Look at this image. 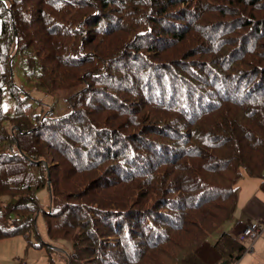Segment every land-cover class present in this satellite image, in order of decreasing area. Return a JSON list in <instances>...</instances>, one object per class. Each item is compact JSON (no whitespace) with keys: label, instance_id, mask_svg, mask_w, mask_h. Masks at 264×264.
Wrapping results in <instances>:
<instances>
[{"label":"trees","instance_id":"obj_1","mask_svg":"<svg viewBox=\"0 0 264 264\" xmlns=\"http://www.w3.org/2000/svg\"><path fill=\"white\" fill-rule=\"evenodd\" d=\"M243 169L264 189V0H0V238L38 211L67 264H237Z\"/></svg>","mask_w":264,"mask_h":264},{"label":"rangeland","instance_id":"obj_2","mask_svg":"<svg viewBox=\"0 0 264 264\" xmlns=\"http://www.w3.org/2000/svg\"><path fill=\"white\" fill-rule=\"evenodd\" d=\"M15 79L18 83L20 82L16 72ZM28 85L29 83H25V88H28ZM71 92L72 89H63L47 94L34 91L30 88V93L33 95V97L31 96L32 98H30L32 103H26L25 110L32 113L33 111H38L40 106H43L42 109L45 110L43 116L47 113L50 114L52 111L56 113H64L67 111V105H69L68 96ZM2 106L6 112L11 110L12 102L9 97H5L3 99ZM7 126L9 127L10 132L14 128V126L10 125V123H8ZM47 160L49 162L45 161L46 165L50 168L53 164V162H51V157L47 158ZM242 171L243 176H247L244 169ZM250 177L253 179L257 178L255 176ZM245 180L246 179H244V177H241L238 185L240 184V187H242L244 182H246ZM38 197L43 208L47 206L51 199L50 192L46 188L38 191ZM233 217L235 219L240 218L243 220L244 217L241 215V209L239 206L237 207ZM233 217L220 226L215 233L210 235V240H214L222 229H229L232 224ZM34 218H36V232L34 234H31L28 237L23 234H14L0 238V264H67L66 254L70 250L69 243L60 240H50L46 233L42 214L37 211L34 214Z\"/></svg>","mask_w":264,"mask_h":264},{"label":"crops","instance_id":"obj_3","mask_svg":"<svg viewBox=\"0 0 264 264\" xmlns=\"http://www.w3.org/2000/svg\"><path fill=\"white\" fill-rule=\"evenodd\" d=\"M242 177L246 179V182L242 187L238 185L237 207H240L241 215L245 219H236L241 220L243 225L250 221H257L262 225V230L256 239L243 241L246 250L237 264H264V189L260 187V178L253 179L249 175Z\"/></svg>","mask_w":264,"mask_h":264},{"label":"built area","instance_id":"obj_4","mask_svg":"<svg viewBox=\"0 0 264 264\" xmlns=\"http://www.w3.org/2000/svg\"><path fill=\"white\" fill-rule=\"evenodd\" d=\"M261 230L262 225L259 222L250 221L240 229L237 236L240 241L254 240L260 235Z\"/></svg>","mask_w":264,"mask_h":264},{"label":"water","instance_id":"obj_5","mask_svg":"<svg viewBox=\"0 0 264 264\" xmlns=\"http://www.w3.org/2000/svg\"><path fill=\"white\" fill-rule=\"evenodd\" d=\"M45 166H46V168H47V183H48V185L50 184V173H49V171H48V166L46 165V162H45Z\"/></svg>","mask_w":264,"mask_h":264},{"label":"clouds","instance_id":"obj_6","mask_svg":"<svg viewBox=\"0 0 264 264\" xmlns=\"http://www.w3.org/2000/svg\"><path fill=\"white\" fill-rule=\"evenodd\" d=\"M244 225H245V224H244ZM244 225H243V226H244ZM243 226H242V227H243ZM242 227H241V228H242Z\"/></svg>","mask_w":264,"mask_h":264}]
</instances>
